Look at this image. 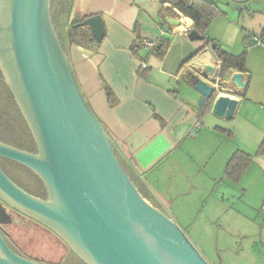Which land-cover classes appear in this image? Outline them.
Listing matches in <instances>:
<instances>
[{"label":"water","instance_id":"water-1","mask_svg":"<svg viewBox=\"0 0 264 264\" xmlns=\"http://www.w3.org/2000/svg\"><path fill=\"white\" fill-rule=\"evenodd\" d=\"M72 27L87 28L97 44L104 37L100 15ZM188 37L204 39L195 30ZM0 72L37 145L32 154L0 142V158L33 172L49 193L47 201L35 198L0 169L4 204L54 234L83 264H208L179 227L141 196L121 166L73 79L50 0H0ZM208 76L213 71L206 67L201 77ZM192 78L202 108L221 87ZM231 83L246 87L241 73L233 74ZM236 105V99L216 98L211 114L227 120ZM10 223L0 206V225ZM0 264L43 263L15 253L0 233Z\"/></svg>","mask_w":264,"mask_h":264},{"label":"crops","instance_id":"crops-1","mask_svg":"<svg viewBox=\"0 0 264 264\" xmlns=\"http://www.w3.org/2000/svg\"><path fill=\"white\" fill-rule=\"evenodd\" d=\"M211 1L225 16L210 23L205 37L229 55L245 52L244 70H230L224 79L211 45L189 39L193 22L175 9L173 16L167 0H73L70 22L100 15L104 37L96 46L82 48L67 46L65 35L68 64L86 106L141 196L167 216V200H180L186 188L196 187L200 174L213 181V129L224 123L211 114L214 100L236 99L235 111L248 105L264 119V49L246 42L250 35L264 33V0ZM160 39L169 40L162 59L139 44ZM141 65L145 70L139 72ZM206 67L213 76L202 78ZM235 73L242 74L245 89L231 83ZM194 76L221 87L204 115L201 97L192 88Z\"/></svg>","mask_w":264,"mask_h":264},{"label":"rangeland","instance_id":"rangeland-1","mask_svg":"<svg viewBox=\"0 0 264 264\" xmlns=\"http://www.w3.org/2000/svg\"><path fill=\"white\" fill-rule=\"evenodd\" d=\"M72 4L73 0H50V16L62 48ZM262 117L259 109L244 105L224 120L219 130L215 127L216 141L209 157L213 181L204 180L202 173L194 179L196 187L186 188L180 200H167L166 213L208 264H264V216L260 212L264 201ZM0 142L26 149L32 146L26 124L1 85ZM230 162L236 176L225 174ZM7 168L22 187L40 195L39 185L27 172ZM12 220L5 227L6 241L17 254L43 264H83L56 237L33 222L16 215Z\"/></svg>","mask_w":264,"mask_h":264},{"label":"trees","instance_id":"trees-1","mask_svg":"<svg viewBox=\"0 0 264 264\" xmlns=\"http://www.w3.org/2000/svg\"><path fill=\"white\" fill-rule=\"evenodd\" d=\"M167 3L171 6V12L173 16L175 15L177 16V13L173 11V9H175L183 17L189 18L193 22V30H195L199 35L204 37L203 40L206 41L207 45L209 44L211 45L212 50L214 51L215 55L217 56L221 64L220 72H219L220 79H224L226 76H229L230 70H236L240 72L244 70L245 52H243L242 54L238 56L229 55L223 52L220 49V47L216 45L213 41H210L205 37L206 30L208 26L210 25V23L218 17L225 16V13L219 8V6L214 1H211V0H167ZM86 18L88 17H83V18L75 17L71 20L69 28L67 30V34H66L67 46H76V47H82V48H92L96 46V43L92 39L87 28H84V27L73 28L72 27L76 24L81 23ZM154 43H155L154 46L149 47L151 50V53L156 58L162 59L165 56L166 51L168 49L169 40L160 39V40L154 41ZM141 70H145V69H142V67L140 66L138 71L140 72ZM190 78L192 80L191 82H192V87H193L194 78L192 77ZM0 85L1 87H3L4 91L10 97L14 110H16L19 113L21 119L24 121L9 90L4 84V82L0 83ZM213 98L209 100L206 103V105L203 106L201 115H204L207 112ZM231 168L232 167H231V162H230L226 166V171H225L226 176H236L237 171L233 172ZM33 224L41 227L46 232L52 234L51 232H49L48 230H46L39 224L35 222H33ZM52 235L56 237L54 234ZM59 241L67 248V246L61 240Z\"/></svg>","mask_w":264,"mask_h":264},{"label":"flooded vegetation","instance_id":"flooded-vegetation-1","mask_svg":"<svg viewBox=\"0 0 264 264\" xmlns=\"http://www.w3.org/2000/svg\"><path fill=\"white\" fill-rule=\"evenodd\" d=\"M53 19V18H52ZM4 82L3 81V77L1 75V72H0V83ZM24 123L26 124L27 126V129L29 131V136H30V141L32 143V146L30 148H20V147H14L16 149H19V150H22V151H25V152H28V153H32V154H36L37 153V145H36V141L34 139V136L31 132V129L28 125V123L26 121H24ZM2 143V142H1ZM13 147V146H11ZM7 167H12L14 170H23L25 172H27L34 180H36L37 184L39 185V188H40V195L39 194H35V193H32L28 190H26L24 187H22L11 175L10 171L8 170ZM0 169L3 171V173L16 185L18 186L20 189H22L24 192L32 195L33 197L35 198H38L40 200H43V201H47L49 199V193L47 191V188L46 186L44 185V183L39 179L38 176H36L33 172H31L30 170H28L27 168L15 163V162H12V161H9V160H6V159H3V158H0ZM0 206L3 207L5 209V212L7 213V215H9L11 217V220H12V215H16L17 217H21V218H25V219H28L26 217H24L23 215L21 214H18L16 213L15 211H13L10 207H8L6 204H4L3 201H1L0 199ZM29 221H31L30 219H28ZM13 221V220H12ZM32 222V221H31ZM9 225V224H7ZM5 227H6V224L3 225L1 224L0 225V233L1 235L5 238L6 240V232H5ZM7 242V241H6ZM7 245L9 246V248L11 250L14 251V249L8 244L7 242ZM16 253V252H15Z\"/></svg>","mask_w":264,"mask_h":264},{"label":"built area","instance_id":"built-area-1","mask_svg":"<svg viewBox=\"0 0 264 264\" xmlns=\"http://www.w3.org/2000/svg\"><path fill=\"white\" fill-rule=\"evenodd\" d=\"M246 42H247V46H259L264 49V33L250 35L246 39ZM139 44L149 48L154 46L155 43L150 41H141ZM141 67L144 66L141 65ZM260 212L264 216V201L261 205Z\"/></svg>","mask_w":264,"mask_h":264}]
</instances>
